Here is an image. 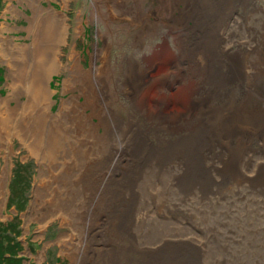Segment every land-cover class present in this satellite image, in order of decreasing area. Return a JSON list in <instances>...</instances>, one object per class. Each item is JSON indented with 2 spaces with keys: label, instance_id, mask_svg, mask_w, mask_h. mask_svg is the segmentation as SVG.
Masks as SVG:
<instances>
[{
  "label": "rangeland",
  "instance_id": "rangeland-1",
  "mask_svg": "<svg viewBox=\"0 0 264 264\" xmlns=\"http://www.w3.org/2000/svg\"><path fill=\"white\" fill-rule=\"evenodd\" d=\"M35 2L64 14L66 31L56 53V70L45 79L51 100L49 112H56L61 100H70L77 105L90 102L92 94L85 90L89 82L84 72L92 68L96 48L102 47L103 42L109 45L110 72L105 76L107 90L114 101L108 102L107 108L120 118L115 123L98 121L89 115V109L83 112L87 113V121L92 125L87 132V138L91 137V143L87 145L88 156L95 161V170L106 175L101 182L119 196L111 204L119 205V209L125 211L123 199L128 201L130 235L122 231L123 237H118L109 232L108 213L96 220L90 238L85 242V230L78 231L79 227L74 226L73 230L63 224L60 213L52 217L48 202L42 205L39 199L34 200L35 188L46 186L50 175L38 158L29 154L20 140L11 135L8 145H0V226L5 228L0 233L1 242L7 237L17 241L21 264H102L115 250L121 254L119 264H141L143 245L151 246V255L175 254L177 257L169 258L172 262L178 261V256L186 255L184 264H264V147L254 141L248 146L243 142V147H248L247 152H255L248 153L253 155L247 158L244 155L239 166L248 178L223 175L220 155L226 154L225 147L232 146L235 151L241 146L238 134H231L233 141L230 144L225 135L222 136L219 140L226 144L221 145L224 148L204 150L200 140L195 150L174 146L178 143V135L168 131V125L163 122L167 118L157 115L156 121L160 120L162 124H158L154 132L147 131L130 106V92L121 85L124 80L122 60L128 59L157 83H143L134 100L143 97L150 113L161 107L171 117L183 116L186 90L197 78L195 73L192 76L185 70L188 60H180V56L187 53L179 46L188 41L185 48L194 50L197 49L195 44L200 42L217 70H224L226 58H218L216 53L227 43L226 55L234 56L236 65H240L245 73L243 87L240 94L235 92L233 103L246 114L264 121V0ZM195 7L199 9L194 10ZM22 13L30 17V10L21 0H0V99L9 98L11 87L15 86L6 76L11 64L3 62L11 60L10 42H29L25 27H20L27 25ZM132 13L139 14L143 25L134 24L129 17ZM112 14L118 16L110 18ZM145 26H152L153 31L143 34L138 43L133 44L129 37L141 28L144 30ZM217 39L223 43L216 49ZM161 79L165 90L173 97H164L160 92L158 83ZM200 95H193L195 105ZM18 99L25 98L19 96ZM12 104L10 100L9 105ZM207 105L211 106V103ZM103 115L108 118L106 111ZM0 116L5 115L0 111ZM133 124L141 133L131 132ZM140 134L147 139L143 147L138 146ZM132 136L136 141L130 142ZM72 139L76 141L77 138ZM165 149L181 151L182 161L177 163L161 156L159 152H167ZM190 150L199 151L198 166L187 160L186 152ZM147 156L152 159L143 165ZM184 160L188 162L187 169L183 166ZM100 161L103 163L99 164ZM73 174L68 178L72 185L66 197L72 205V216L76 218L83 200L79 185L73 184V181L77 182ZM66 218L70 223V218Z\"/></svg>",
  "mask_w": 264,
  "mask_h": 264
},
{
  "label": "bare ground",
  "instance_id": "bare-ground-1",
  "mask_svg": "<svg viewBox=\"0 0 264 264\" xmlns=\"http://www.w3.org/2000/svg\"><path fill=\"white\" fill-rule=\"evenodd\" d=\"M21 1L24 2V5L30 10V17L22 13L23 17H26V21L25 19L23 20L27 25H20L22 28L25 27L26 37L29 38V42L17 44L10 40L8 53L11 55V60L3 61L6 65L11 64V68L8 67L7 69L8 73L6 76L11 80V85L15 84L14 87H16V89L11 87V96L9 98L0 99V111L5 115L3 117L0 116V145H8L9 136H16L25 146L29 154L38 158L50 176L48 178L49 180L46 181V186L42 187L41 185V187L37 186L35 188L34 200L36 198L39 199L42 205L44 202H48L50 206L48 209L51 211V216L53 217L60 213L64 221L62 223H66L73 228V230L75 229L74 227H79L78 231H80L81 228L85 230V242L90 238L89 235L91 234L92 226H94L96 220L101 218L100 215L106 216L108 213L109 218L106 224L108 231L116 234L118 237H123L122 231L130 235L128 222L131 221V217H129V213L127 212L128 201H124L123 199L124 204H126L125 211H121L119 205L115 206L111 204L116 198H119V196L117 194L115 195L105 182V184L101 182V179L105 178L106 175H104V172L102 173L101 171L95 170V161L90 155L88 156L90 153H88L87 145L91 143L89 142L91 137L89 139L87 138V132H89V129L91 130L92 125L87 121L89 120L87 113L83 112L86 108L89 109V115L91 117H96L98 121L110 120V122L115 123V120L120 118L111 109L107 108L108 102L112 101L113 103L114 101L112 95H110L107 90L105 76L107 72H110L109 45L103 42L102 47L96 48L92 56V68L84 72L89 82L88 89L85 90L89 91V94H92L90 102L87 104V101H84L82 105H77L70 100H61L57 111L51 113L48 111V104L51 103L49 102L51 100L49 98L50 94H48V88L45 87V79L50 73H55L56 70V53L59 43L64 39L63 35L66 31L63 23L64 14L52 10L49 7H41L35 2L36 0ZM109 1L116 3L119 0ZM108 8L110 11L112 10V7ZM197 9H199V7L194 8V10ZM116 16H118V14H112L110 18ZM138 16V13H132L129 17L134 21V24H142ZM144 28V30H141L142 28L139 29L137 34L133 33L134 37L133 35L129 37L131 42L133 41V44L138 43V38H142L143 34L153 31L152 26H145ZM219 37H221V35ZM187 43L188 41L179 46L187 53L184 57L180 56V60L187 58L189 65H187L188 68L185 70H189L192 76L195 73L197 80L195 79L186 90V106L183 107L186 109V113L184 112L183 116L177 114L175 117H171V115H169L170 113L164 111L161 107H159L157 111L150 113V111L147 110L146 102L143 97L139 100H134V98L140 94V86L143 83H157H155L153 78L148 77L146 72L140 71V68L137 67L133 61L124 59L122 60L124 64L122 66L124 80L121 85L123 89H127L130 92V94H128V99L131 101L130 106L133 107L134 114H137L144 122V128L149 132H154L158 128L157 125L162 124L159 123L160 120L156 121L157 115L166 117L167 120L163 122L168 125V131L178 135V143L174 144V146L177 145L195 150V148L199 147L200 143L197 141L200 140V145L204 147V150L208 148H224L225 146L221 145L226 144H221L219 139L225 135L227 143L230 144L232 140L231 134H238L237 139H239V144L241 146L235 151H233L234 148H232V146L228 148L225 147L223 150L226 154L223 156L220 155V164L223 169L222 173L223 175L233 178H238V176H240V178H248V175L241 171L239 166L243 162L242 158H245L244 155L247 158L255 152H247L248 147H243L245 146L243 142L248 146V144L254 141L264 147V121L246 114L239 106H236L235 102L233 103L235 92L237 91L238 94L241 92L245 73H243V69L240 65H236L234 56L230 57L226 55L228 50L227 43L222 45L220 50L216 53L218 58H226L224 70H217L214 62L206 52V48H202L200 42L195 44L197 49L194 50L189 47L185 48ZM222 43L223 41L220 42L217 39L216 49ZM97 60L100 64H96ZM98 74L99 76H97ZM82 85L85 86V83ZM158 86L161 88L160 92L164 94V97L170 95L164 88V80L161 79ZM81 92L84 93V90ZM199 94L201 95L195 105L193 95ZM19 96H23L25 99L20 101L18 99ZM170 96L168 97L170 98ZM10 100L13 101L12 105H9ZM209 103H211V106L207 105ZM199 107H201L200 110H198ZM103 111H106L108 118L103 115ZM179 113H181V111ZM151 126L154 127V129H152ZM132 129V133L136 131L141 133L137 127H134V124ZM183 132H186V134L182 135ZM72 137L75 139L77 138L76 141L73 139L71 140ZM81 137H84L85 140ZM138 137L141 141L138 146L143 147V142L146 138L142 136V134ZM133 138V136L129 138L130 142L136 141ZM217 140L220 141V144ZM133 146L138 147L135 145ZM171 150L168 151L165 149L167 152H159V154L167 158L169 157L170 160L177 163L182 161L181 157H179L181 151L173 152ZM207 153L209 152L207 151ZM186 154L189 155V159H186L192 163V165H199V157L201 156H199V151L190 150L188 153L186 152ZM145 158L146 159H143V165L146 164L148 160L152 159L151 156ZM102 163L103 161L99 162V164ZM187 165L188 162L186 163L184 160L183 166L186 168L188 167ZM72 172H74L73 175L77 178V182L73 181V184L79 185L84 206L78 208L76 218L72 216V205L66 197L72 185V182H68V178ZM95 175L97 176L96 180ZM262 177L264 178V175H262ZM63 215L65 217H63ZM66 217L70 218V223L67 221ZM151 251V246L143 245L142 252L144 254H142L141 264H166L167 262L172 264H180L181 262V264H184L185 259H187L186 255L182 257L178 256L180 260L178 259V261L172 262L169 261V258L177 257L175 254L167 256L165 252H162L163 254L151 255ZM118 254L119 250L113 251L102 264H119L118 260L121 259V254Z\"/></svg>",
  "mask_w": 264,
  "mask_h": 264
},
{
  "label": "trees",
  "instance_id": "trees-1",
  "mask_svg": "<svg viewBox=\"0 0 264 264\" xmlns=\"http://www.w3.org/2000/svg\"><path fill=\"white\" fill-rule=\"evenodd\" d=\"M5 228L0 226V233ZM2 242L0 240V263L1 264H21L20 257L17 256V241H14L12 238L7 237L4 241L2 238Z\"/></svg>",
  "mask_w": 264,
  "mask_h": 264
}]
</instances>
